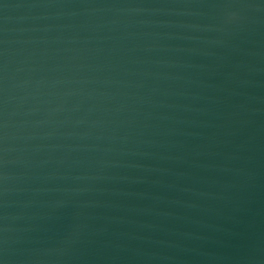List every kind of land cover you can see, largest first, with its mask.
I'll return each mask as SVG.
<instances>
[{
  "label": "water",
  "instance_id": "95a60500",
  "mask_svg": "<svg viewBox=\"0 0 264 264\" xmlns=\"http://www.w3.org/2000/svg\"><path fill=\"white\" fill-rule=\"evenodd\" d=\"M0 264H264V0H0Z\"/></svg>",
  "mask_w": 264,
  "mask_h": 264
}]
</instances>
